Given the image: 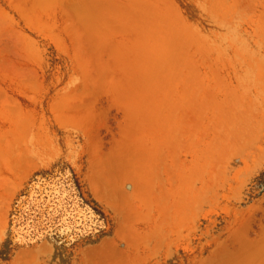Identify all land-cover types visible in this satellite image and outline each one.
I'll list each match as a JSON object with an SVG mask.
<instances>
[{"label":"rangeland","instance_id":"374dc122","mask_svg":"<svg viewBox=\"0 0 264 264\" xmlns=\"http://www.w3.org/2000/svg\"><path fill=\"white\" fill-rule=\"evenodd\" d=\"M0 264H264V0H0Z\"/></svg>","mask_w":264,"mask_h":264},{"label":"trees","instance_id":"16d2710c","mask_svg":"<svg viewBox=\"0 0 264 264\" xmlns=\"http://www.w3.org/2000/svg\"><path fill=\"white\" fill-rule=\"evenodd\" d=\"M51 183H52V182H51ZM74 183H75V186H77V183H76V182H74ZM52 186H53V184L48 183V184L46 185V187H44L43 189H44V191H45V188H47L45 192H47L48 190H52V191H53L54 187H52ZM43 189H42V190H43ZM38 190L40 191V188H38ZM62 191H63V192H61V194L64 195V197H65L66 194H65V192H64L63 189H62ZM76 191H77V189H76ZM63 193H64V194H63ZM58 197H59L60 199L57 198V200H58V199H59V200L62 199L61 202H60V201L57 202L58 205H59V204H60V205L63 204L62 202H64V200H63L64 197H63V198H61L60 196H58ZM47 198H48V197H47ZM42 199H43V197H39V199H37V200L34 199V203H35V204H36V203L38 204V202H41ZM57 200H55V201H57ZM36 201H37V202H36ZM48 202H49V200H46V203H48ZM64 203H65V202H64ZM39 221H41V220L38 219V222H39ZM38 222H37L36 220H34V219H32V221L29 220V221L27 222V225H29V226H27V227H29L28 229H30V228H36ZM34 224H35V226H34Z\"/></svg>","mask_w":264,"mask_h":264},{"label":"bare ground","instance_id":"6f19581e","mask_svg":"<svg viewBox=\"0 0 264 264\" xmlns=\"http://www.w3.org/2000/svg\"><path fill=\"white\" fill-rule=\"evenodd\" d=\"M44 190V189H43ZM54 190V189H53ZM61 190V189H60ZM50 191V190H49ZM54 191H56V190H54ZM48 192V191H47ZM65 192V191H64ZM64 194V193H63ZM44 195V194H43ZM56 196V195H55ZM63 196V195H62ZM41 197V196H40ZM57 198H59V197H57ZM60 199V198H59ZM37 200V199H36ZM46 200H49V199H46ZM62 200V199H61ZM58 201V200H57ZM37 202V201H36ZM60 205V204H59ZM64 209V208H63ZM52 213V212H51ZM27 223V222H26ZM27 226H29V225H27ZM34 226H35V224H34ZM29 228V227H28Z\"/></svg>","mask_w":264,"mask_h":264}]
</instances>
